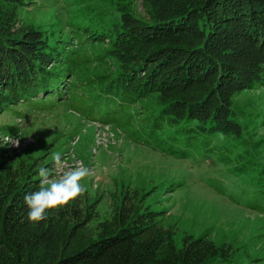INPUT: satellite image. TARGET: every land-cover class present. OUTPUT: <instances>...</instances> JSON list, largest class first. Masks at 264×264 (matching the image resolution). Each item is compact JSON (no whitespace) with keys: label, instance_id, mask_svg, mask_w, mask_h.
I'll return each mask as SVG.
<instances>
[{"label":"trees","instance_id":"16d2710c","mask_svg":"<svg viewBox=\"0 0 264 264\" xmlns=\"http://www.w3.org/2000/svg\"><path fill=\"white\" fill-rule=\"evenodd\" d=\"M32 3L0 0V114L67 104L130 139L172 141L170 149L218 134L244 142L250 129L236 98L264 82V0H142V10L116 8L79 23L95 26L76 39L96 46L92 55L75 48L74 37L54 39L21 23L20 10ZM55 152L12 157L0 148V264H217L231 257L229 246L206 235L188 234L179 247L139 191L113 198L107 216L83 191L29 221L24 196L38 188L39 167L54 176ZM246 158L240 152L228 161L242 170L236 163Z\"/></svg>","mask_w":264,"mask_h":264},{"label":"rangeland","instance_id":"374dc122","mask_svg":"<svg viewBox=\"0 0 264 264\" xmlns=\"http://www.w3.org/2000/svg\"><path fill=\"white\" fill-rule=\"evenodd\" d=\"M116 8L142 10V0H33L19 16L21 23L40 25L51 38L74 37L75 48L92 55L98 48L80 47L77 40L87 36L83 29L95 26L79 23ZM98 65L88 64V71L95 73ZM236 101L241 121L250 129L240 143L218 134L170 149L172 141L146 136L137 141L110 125L105 137L106 125L58 104L46 110L26 107L24 115L0 114V132L12 135L8 141L0 133V148L12 157L36 156L47 147L60 152L51 179L87 167L90 175L82 182V193L98 199L102 216L112 210L117 195L139 191L137 197L157 212L161 225L172 229L179 247L188 234L206 235L232 249L231 257L217 264H264V82L242 91ZM240 152L248 158L236 163L242 170H233L228 160Z\"/></svg>","mask_w":264,"mask_h":264},{"label":"clouds","instance_id":"9594fccd","mask_svg":"<svg viewBox=\"0 0 264 264\" xmlns=\"http://www.w3.org/2000/svg\"><path fill=\"white\" fill-rule=\"evenodd\" d=\"M52 160L59 164L61 153L52 154ZM39 186L24 196L27 206V217L31 222H39L46 219L52 209H58L74 201L82 192V183L89 175L87 167H77L65 172L60 179H51L46 167L37 170Z\"/></svg>","mask_w":264,"mask_h":264},{"label":"built area","instance_id":"2783aa9c","mask_svg":"<svg viewBox=\"0 0 264 264\" xmlns=\"http://www.w3.org/2000/svg\"><path fill=\"white\" fill-rule=\"evenodd\" d=\"M3 136H5L4 138L6 140H12V135L10 134H5L4 132H0ZM110 133V126L109 125H106L105 127V137H108L107 135ZM114 134V133H113ZM25 142H28V141H25Z\"/></svg>","mask_w":264,"mask_h":264}]
</instances>
